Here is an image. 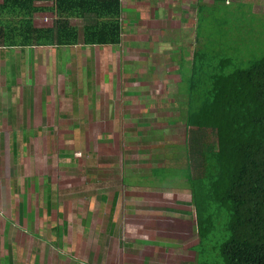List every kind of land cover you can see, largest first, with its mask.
<instances>
[{"label":"rangeland","instance_id":"374dc122","mask_svg":"<svg viewBox=\"0 0 264 264\" xmlns=\"http://www.w3.org/2000/svg\"><path fill=\"white\" fill-rule=\"evenodd\" d=\"M122 3L118 46H84L81 28L77 46L0 49V264H224L215 242L196 248L177 70L238 18L226 44L261 55L264 0ZM216 3L232 15L197 39Z\"/></svg>","mask_w":264,"mask_h":264},{"label":"trees","instance_id":"16d2710c","mask_svg":"<svg viewBox=\"0 0 264 264\" xmlns=\"http://www.w3.org/2000/svg\"><path fill=\"white\" fill-rule=\"evenodd\" d=\"M122 1L0 0V47L77 46L81 28L84 46H118ZM223 8L224 17L232 15L224 4L200 7L197 39L203 20L223 15ZM43 12L55 18L49 27L35 24ZM239 23L225 25L220 40L202 41L190 65L185 55L180 59L179 91L187 98V171L180 175L196 212V248L213 241L224 264H264V51L253 54L237 37L226 44ZM160 169L153 174L166 178Z\"/></svg>","mask_w":264,"mask_h":264},{"label":"crops","instance_id":"0c3cea01","mask_svg":"<svg viewBox=\"0 0 264 264\" xmlns=\"http://www.w3.org/2000/svg\"><path fill=\"white\" fill-rule=\"evenodd\" d=\"M123 2V1H122ZM41 3H44V2H40L39 4H41ZM41 5H47V4H41ZM123 14V13H122ZM72 47V46H71ZM13 48H16V47H13ZM13 48H9V49H13ZM17 48H20V47H17ZM26 48H34V47H26ZM0 49H8V48H4V47H0ZM31 53H33L34 54V57H35V59H37V57H36V53L35 52H32V51H30ZM6 53H8V51L7 50H4V55H1L0 54V63L2 62V64H4V63H6V61H5V59H7V57H6ZM15 59H17V58H15ZM20 61H21V65H24V64H26V61H27V59L25 58L24 59V61H25V63H23L22 61H23V59L22 58H20ZM36 62H37V60H36ZM157 169V168H156ZM155 170V169H154ZM183 191L182 192H185L186 190L185 189H183V188H181ZM188 191H189V189H187ZM190 193V192H189ZM191 225V224H190ZM162 238V237H161Z\"/></svg>","mask_w":264,"mask_h":264}]
</instances>
